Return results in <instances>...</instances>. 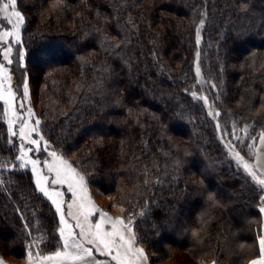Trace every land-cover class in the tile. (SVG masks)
I'll return each instance as SVG.
<instances>
[{"label":"trees","instance_id":"trees-1","mask_svg":"<svg viewBox=\"0 0 264 264\" xmlns=\"http://www.w3.org/2000/svg\"><path fill=\"white\" fill-rule=\"evenodd\" d=\"M40 8L48 10L42 21L30 15ZM18 9L24 59L17 53L6 66L17 97L26 74L44 83V134L66 151L80 146L92 181L120 192L147 246L243 259L237 242L258 238L264 222L255 208L261 189L234 163L216 125L235 130L241 139L228 138L242 147L264 132V0H18ZM3 108L0 101V159H9L19 139L9 145ZM0 180V255L22 258L35 220L49 234L40 248L55 249L59 217L31 168L9 165Z\"/></svg>","mask_w":264,"mask_h":264},{"label":"snow or ice","instance_id":"snow-or-ice-1","mask_svg":"<svg viewBox=\"0 0 264 264\" xmlns=\"http://www.w3.org/2000/svg\"><path fill=\"white\" fill-rule=\"evenodd\" d=\"M18 0H0V19L6 21V26L10 25V30L0 31V43L6 45L0 50V56L6 63H0V101L3 102V117L7 123L8 143L13 145L12 138L19 139L18 154L9 159H0V171L12 169L31 168V174L34 177L35 188L42 193L44 197L55 208V213L59 217L58 235L56 250L49 255H42L40 252L29 251V264H107L96 258L99 256L110 258L115 264H140L146 261L147 257L144 250L138 246L135 233V215L124 217H112L108 213L99 209L88 197L85 185V177L81 175L72 164L58 154L55 150H49L48 141L40 133V120L33 118L35 113L31 107H25V101L29 97V86L27 80L23 82L22 98L17 97V92L12 87V75L6 65L13 63L12 44L21 43V27L25 23V17L17 10ZM204 26V20L200 21V26L196 29V44L201 43V28ZM9 38H12L11 41ZM21 61L24 59V53L18 52ZM200 53L196 56L199 59ZM196 76H201L199 64L196 66ZM215 89L216 85H211ZM192 96L196 100H202L205 105L209 104V99L204 95H197L193 92ZM208 114L214 119L220 116L219 111H214L209 107ZM18 126V127H17ZM222 132V137L232 135V133L222 130L220 123L216 125ZM235 129V125L233 126ZM247 133V128L242 129ZM37 137V138H34ZM253 139L255 138L248 137ZM259 142L264 145V132L259 134ZM233 152L234 158L238 164H241L244 170L251 176L256 184L264 188V173L254 170V166L244 160L239 152H236L230 143L225 145ZM41 151L46 152L48 159L41 160L33 158L32 154H38ZM147 183V181H145ZM3 181L0 180V185ZM57 186H66L67 193L71 200H65V192L58 190ZM264 199V197H262ZM264 213V207L260 208ZM99 214V218L93 222L92 217ZM144 212L138 213L144 216ZM74 221V223H70ZM25 228L28 225L25 224ZM32 235L31 230L28 232ZM45 243V236L42 234L33 237L29 248L39 249L41 244ZM259 255L252 259L250 264H264V235L258 237ZM33 255L37 257L33 261ZM2 264V262H0ZM215 264V261H213Z\"/></svg>","mask_w":264,"mask_h":264},{"label":"rangeland","instance_id":"rangeland-1","mask_svg":"<svg viewBox=\"0 0 264 264\" xmlns=\"http://www.w3.org/2000/svg\"><path fill=\"white\" fill-rule=\"evenodd\" d=\"M27 1L33 2L36 0H27ZM56 3L57 2H55V1H49L47 7L49 9L55 8ZM17 10H19V9H17ZM28 10H30V5L27 6V12H28ZM30 12H31L30 15L32 14V16H35V18L37 17L38 21H40V20L42 21V20L46 19V15L48 14V10H44L42 8L36 10V13H35L36 15H33L34 13L32 11H30ZM10 27H11L10 25H8V26L5 25L4 27H2L0 29V31L10 30ZM21 31H22V27H21ZM11 39L12 38H9L10 41H11ZM21 43H22V40H21ZM21 43L20 44H15V43L12 44V47H13L12 59H14V56L18 53L17 49H19V48H17V47L19 45H20L19 47L21 48V51H22V44ZM5 46L6 45L2 44V46H0L1 50ZM25 80H27L28 86H29V97L25 101V107L26 108L31 107L33 112L35 113V116L33 118V123H34L35 119L40 120L41 123L39 125V130H40V133L44 136L45 140L48 141V144L50 146L49 150H55L58 154L63 156L64 159L68 160L72 164V166L74 168H76V170L81 175H83L85 177V185L87 188L88 197L94 202V204L99 209H101L103 212L108 213L109 216L124 217L125 219H127L129 215L127 213H125V207H124V203L122 201V198L120 197V195H121L120 192H118L117 190H113V191L104 190V189L100 188L98 185H96L97 183H94L92 181L93 172L89 169L90 167L88 168L86 163L81 161L82 155L79 152L80 146L66 151V150L62 149L61 147H59L58 145L54 144L44 134V123H43L42 114L46 113L45 109L47 108L46 107L47 105L44 104V107H43V105H41V101H40V92H41L40 88H44V83H39L36 85L32 81L31 76L29 74H26L24 81ZM18 98H22V94ZM213 110L217 111L214 106H213ZM220 125L223 129V124L221 123V121H220ZM246 126L248 128H250V127H252V124L249 123V124H246ZM250 137L255 138V142L253 139H250V138L245 139L244 138V141L242 143L243 147L241 146V144L236 146L235 142L229 140L228 135L224 136L223 140L225 141V143H230L234 147L235 151L239 152L241 154V156L244 157V160L247 163L254 166L253 163H254V158H255V154H256V149H257L259 137H258V139L256 138L257 136H250ZM34 138H37V137L34 136ZM243 150H244V153H243ZM229 151H230V149H229ZM32 155H33V158H40L41 160L48 159L47 154L44 151H41L38 154H32ZM230 155H231V158L233 159L234 163L242 170V172H244L248 176V178L250 180H252L251 176L244 170L243 166L241 164L237 163L236 159L234 158L232 151H230ZM254 170L257 171L258 174L261 173L255 168V166H254ZM253 182L255 183V181H253ZM256 185L258 186L259 189H261V192L259 193V197L257 198L258 203L255 206L256 212H258V211H260L262 204H264V199H262V197H264V188H262L258 184H256ZM57 187H58V190L65 192V200L70 202L71 196L69 193H67L66 186H62V187L57 186ZM207 214L209 215L208 212H207ZM211 217H214V216H211ZM211 217H209L210 220H212ZM98 218H99V214L97 213L91 219L93 222H95ZM261 219H264V214L262 212H261ZM256 221L258 222V220H256ZM69 222L74 223V221H71L70 219H69ZM257 222L255 223V226H254V235L253 236L257 235L258 223H259V222L258 223ZM263 226H264V222L262 225V229H260L261 232L259 230L260 235L263 231ZM191 227H192L193 233L195 232L198 235L200 234L201 230L198 227H195L193 225ZM58 228H59V226H58ZM58 228L56 230V237L59 240ZM134 228H135V225H134ZM29 230H31L32 235L30 237L32 239H33V237H38V236L43 234L45 236V242L48 240V237H49L48 230L46 228L42 227L41 223L40 222L38 223L37 220H35L34 225L28 229V232H29ZM135 233H136V237H137L136 246L142 248L146 254V257H147V260L141 261L140 264H213V261H215V264H248L250 262V260H252L253 258H255L258 255L257 252L259 249L258 248L259 247L258 246V238L253 237L251 239V241H249V242L243 241L242 239H240L237 242L238 246L243 248L245 251V254L243 256L244 258L241 260L238 258L236 259L235 257H232V256L228 257L226 255H223L220 252H218L217 250H211L210 251L209 249H206L203 247H201L202 249H200L199 252H195L192 255V254H189V252L191 251L190 249L178 248V247L172 246L170 244H167V246L163 250V252L162 251L160 252V251H157L154 248H151V247L147 246L146 244H144L139 239V237L137 236L136 230H135ZM53 237H55V235H53ZM31 243H32V241L30 242V244ZM51 246H52V244H49V245H47V247L45 249H41V248H39V249L31 248L30 249L28 247L26 254L22 258H16V257L12 256L10 254V252H2L1 254H3L4 256L0 255V262H2V264H29L28 252L30 250L33 251V253L40 252L42 255H49L53 251L56 250V247H55V249L50 250ZM94 255H96V258L99 260L107 261V264H115V262L111 261L110 258L102 257V256H99L98 254H95V253H94ZM36 259H37V257L35 255H33V261H35Z\"/></svg>","mask_w":264,"mask_h":264},{"label":"crops","instance_id":"crops-1","mask_svg":"<svg viewBox=\"0 0 264 264\" xmlns=\"http://www.w3.org/2000/svg\"><path fill=\"white\" fill-rule=\"evenodd\" d=\"M253 164L259 172L264 173V145L260 144L259 140H258L256 154H255ZM261 207H264V204H262ZM261 235H264V226H263V231H262ZM258 255L255 258H257ZM255 258H253V259H255ZM249 264H250V262H249Z\"/></svg>","mask_w":264,"mask_h":264}]
</instances>
